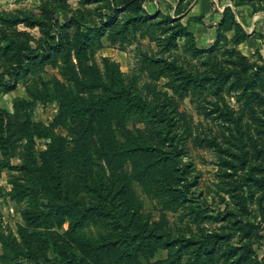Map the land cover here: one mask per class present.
I'll return each instance as SVG.
<instances>
[{"label":"trees","instance_id":"trees-1","mask_svg":"<svg viewBox=\"0 0 264 264\" xmlns=\"http://www.w3.org/2000/svg\"><path fill=\"white\" fill-rule=\"evenodd\" d=\"M144 1L82 0L84 6L97 5L88 12L97 19L93 26L79 13L60 24L53 13L60 7L44 5L40 16L0 13V62L10 78L4 90L32 76V99L14 101L15 116L22 118L15 131L23 141L24 180L11 182L7 193L10 201L30 205L21 212L17 238L0 232V264H260L246 242L253 225L243 214L250 213L246 203L259 193L256 202L264 210V66L250 64L236 50L249 36L231 7L223 10L214 42L202 49L178 17L186 11L184 0L176 3L174 18H153L142 9ZM248 5L252 0L233 7ZM19 25L37 28L39 40L17 30ZM230 31L229 58L212 56ZM103 39L121 51L148 39L156 52L138 46L137 65L125 77L116 62L95 60ZM179 47L182 58L175 54ZM46 66L56 69L61 81L52 78L39 88ZM231 94L238 110L224 97ZM186 99L215 132L198 131L202 124L194 125L192 115L180 110ZM36 101L57 105L48 126L31 120ZM130 123L138 127L129 129ZM11 128L10 116L0 111V171L10 168ZM36 140L46 141L38 157ZM189 140L216 155L220 189L236 210L213 212L196 197L198 176L184 162ZM25 180L37 190L42 208ZM134 184L159 210L178 214L184 228H168L164 215L159 222L143 218ZM208 224L219 226L208 230ZM94 226L106 234L88 236L84 229ZM157 250H166L167 257L150 261Z\"/></svg>","mask_w":264,"mask_h":264},{"label":"rangeland","instance_id":"rangeland-1","mask_svg":"<svg viewBox=\"0 0 264 264\" xmlns=\"http://www.w3.org/2000/svg\"><path fill=\"white\" fill-rule=\"evenodd\" d=\"M196 0H184L183 1V10L190 7ZM218 2L217 0H214ZM240 0H221L218 3H223L229 7H233L234 4L239 3ZM178 0H145L142 4V9L153 18L157 15L160 16H169L174 18V6ZM46 6L48 9L52 10L54 7H60L59 9H54V18L60 23L68 21L72 14H82L84 18V23L88 26L96 25L97 19L92 16V14L88 15V12H95L97 10L96 4L85 5L82 4V0H0V13L5 14H33L35 16L41 15V8ZM226 6V7H227ZM248 7L252 10L264 11V0H252V5H248ZM234 8V7H233ZM44 17V14L41 16ZM185 22V21H184ZM17 30L27 32L34 40H39L40 33L37 28L29 29L25 28L23 25L17 26ZM233 35V31L225 33L220 41L215 45V49L212 53V56L218 57L220 60L224 58H229L228 55H225L226 49H231V45L229 44V40ZM181 44V42H180ZM33 46V43H31ZM138 46L140 50L147 52H156V47L153 43H151L148 39L140 40V44H132L121 51L117 46H112L105 39L102 40V48L96 53L95 60L100 61L101 58H108L111 61H114L118 64L122 74L125 77H128L133 69L137 65V50ZM204 47L205 48H209ZM182 48L179 47L176 50L175 54L181 56ZM184 55L181 56V58ZM246 60L250 64H256L260 66H264V59H262L257 53L251 56H244ZM204 59V56H202ZM259 58H261L259 60ZM187 61V60H186ZM193 64H196L197 61H192ZM6 66L0 62V111L7 113L10 116V125L12 126L11 132L12 139L14 141L13 148V156L9 159L10 168L4 169L0 171V232L7 236H11L17 238V229L20 225L23 224L21 220V212L27 208L30 203L27 201L21 203H14L10 201L7 193L11 189V182L13 181H23L22 172L20 171V166L22 162V156H24L23 152V141L18 140V133H16L15 128L18 126V123L21 122V116H15L14 111V101L15 100H25L30 101L31 92L28 91V87L31 83V78H20L14 85L10 91H5L3 84L9 83L10 78L8 73H6ZM52 78H56L61 81L57 70L46 66L39 72V76L37 82L38 87L44 83H48ZM164 80H160L158 82L159 88H161L164 84ZM229 105L235 109H239V105L235 103V98L233 94L230 96H224ZM180 110L188 112L193 117L194 125L202 124V127H198V131H206L207 128H214V125L211 123H206L202 120V118L198 117L195 114V111L189 102L188 99L181 102ZM57 111V105L55 102H46L43 103L41 101H36L34 107L31 112V120L34 123L41 124L43 126H48L53 120ZM262 109L257 108V114L263 118V114L261 113ZM137 126L138 124L130 123L128 124V128H132V126ZM216 131V128L213 129V132ZM56 134L65 135L64 130L56 129ZM251 133H253V128H251ZM254 134V133H253ZM46 141L45 140H36L35 146L33 149V154L35 157H38L39 153L45 149ZM188 147V156L184 159V162L187 164H191L194 170V174L198 176V187L195 190L196 197L204 200L207 205L211 208L213 212L223 211L226 207L236 210L237 207L233 205L231 199L228 197L226 193H224L220 189V181L218 178L219 167L216 165L218 159L216 155L206 149L201 148L195 145L193 140H189L187 143ZM0 158L3 156L0 153ZM7 159V156H5ZM126 170L129 169L127 165ZM97 170L95 169V174ZM26 178V177H25ZM28 186L34 189V186L30 180H25ZM140 186L138 184L133 185V192L135 197L143 203L140 214L143 218H148L150 222H159L162 218V215L165 216L164 220L167 224L168 228L175 229L177 227L184 228L185 222L179 220L178 214L171 213L167 211H162L158 209L157 204L154 201L149 200L145 195H143L140 191ZM36 199L34 202L42 208V201L40 197L36 194L37 190L34 189ZM32 194V193H31ZM262 193L256 195V198H259ZM221 198L224 202L221 201ZM256 198L253 200H248L246 206L248 207V214H243V217L249 221L253 228L250 230L249 238L246 242L249 243L252 250V258L257 260L260 264H264V210H260L258 207V203L256 202ZM219 224L214 225H205V228L210 230L215 227H218ZM192 229H197L195 225H191ZM67 229V224L65 223L62 226V230L65 231ZM84 231L94 238H97L99 234H106L104 230L100 227H89L85 228ZM59 232H61L59 230ZM239 239L234 238L233 243L239 245ZM2 254L1 244H0V256ZM167 257L166 250H157L154 252L153 257L150 261H159L163 260ZM216 264H224L222 261Z\"/></svg>","mask_w":264,"mask_h":264},{"label":"crops","instance_id":"crops-1","mask_svg":"<svg viewBox=\"0 0 264 264\" xmlns=\"http://www.w3.org/2000/svg\"><path fill=\"white\" fill-rule=\"evenodd\" d=\"M226 6L214 0H196L183 14L178 16L181 17L182 24L188 25L198 47H208L214 42L216 27ZM231 8L236 22L249 36L245 42L236 47V50L243 56L257 53L264 59V11L253 13L248 6Z\"/></svg>","mask_w":264,"mask_h":264}]
</instances>
